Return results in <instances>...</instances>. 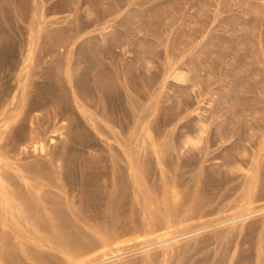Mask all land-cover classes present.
Instances as JSON below:
<instances>
[{
	"label": "rangeland",
	"instance_id": "obj_1",
	"mask_svg": "<svg viewBox=\"0 0 264 264\" xmlns=\"http://www.w3.org/2000/svg\"><path fill=\"white\" fill-rule=\"evenodd\" d=\"M0 173V264H264V0H0Z\"/></svg>",
	"mask_w": 264,
	"mask_h": 264
},
{
	"label": "bare ground",
	"instance_id": "obj_2",
	"mask_svg": "<svg viewBox=\"0 0 264 264\" xmlns=\"http://www.w3.org/2000/svg\"><path fill=\"white\" fill-rule=\"evenodd\" d=\"M30 58V57H29ZM15 99V98H14ZM13 101V100H12ZM24 100H22V105H21V109L24 107ZM80 112L81 113H84V111L83 110H81L80 109ZM21 111L20 112H16L13 116H14V121L16 120V119H18L20 116H21ZM26 113L28 114V111H26ZM26 113H25V115H26ZM29 115V114H28ZM27 115V116H28ZM26 117V116H25ZM24 117V118H25ZM22 119V118H21ZM21 119H19V120H21ZM17 121V120H16ZM22 121V120H21ZM20 121V122H21ZM24 121H26V120H24ZM23 121V122H24ZM36 149V148H35ZM38 151H40V152H43L44 151V148H43V145H40L39 147H38ZM132 165V164H131ZM131 169V173L130 174H134L135 175V177H136V180L138 179V178H140L141 179V175H140V171L138 170V169H136V168H134V167H130ZM140 176V177H139ZM140 179H139V181H138V183L140 182ZM133 180H134V178H133ZM6 181L4 180V178L2 177V175H1V173H0V206H2V208H4V212H6V211H9V210H14L15 208L14 207H16V209L18 210V208L20 209V205L17 207L16 206V201H15V199H17L16 197H15V195L13 196V191H12V193L11 192H9L10 191V189H9V187H7V185H6V183H5ZM134 182H136L135 180H134ZM134 184H136V186H139V185H137V183H134ZM140 184V183H139ZM7 188L9 189V190H7ZM16 203V204H15ZM252 204V202L250 201L249 203H248V205H251ZM18 205V204H17ZM23 208V207H22ZM16 209L14 210V213H15V211H16ZM250 209V208H249ZM253 208H251L250 209V211L252 210ZM2 210V209H1ZM19 211H22V209H20ZM10 212V211H9ZM17 212V211H16ZM256 211H251L249 214H247L246 216H249L250 214H254ZM258 212H260V211H258ZM19 213V212H18ZM22 212H20V214H21ZM245 216V217H246ZM13 217V216H12ZM149 220V219H148ZM147 220V221H148ZM231 220H234V218L233 219H231ZM146 221V220H145ZM146 221V222H147ZM148 223H149V221H148ZM164 226H165V228H168V229H172V227H173V222H172V220L171 219H167L166 221H165V223H164ZM212 226V225H211ZM146 227H148L147 228V230H146V232L148 231V233H152V232H154L156 229H154L153 228V226H151V225H148V226H146ZM208 227V226H207ZM177 228V227H176ZM176 228H174V230L173 231H170V232H168V233H165V234H162L161 236H159L158 237V239H160V242L159 243H161V242H165V241H168V240H174V241H176V239H178L179 238V236H181L180 234H182V233H185V232H182V233H180L179 234V232H181L180 230L181 229H176ZM205 227H203L202 229H204ZM201 229V230H202ZM186 234V233H185ZM189 234V233H188ZM184 235V234H183ZM168 236H170V239H165L164 240V238H166V237H168ZM115 237V236H114ZM117 238V237H116ZM102 240H104V238H102ZM102 240H101V242H102ZM105 241V240H104ZM134 241V240H133ZM108 242V241H107ZM106 242H104V243H102V244H105ZM123 243V242H122ZM108 244H109V242L107 243V245H105L106 247H108ZM120 244V243H119ZM125 245V244H124ZM105 246H103V247H105ZM102 247V246H101ZM103 247H102V249H103ZM105 247V248H106ZM115 247V246H114ZM51 248H53V246L51 247ZM91 248V247H90ZM94 248V247H93ZM93 248H91V249H93ZM109 248H110V246H109ZM113 248V247H112ZM120 248V247H119ZM123 248H127L126 246L125 247H123ZM111 249V248H110ZM114 249V248H113ZM113 249H111V251H109V253L110 254H115L112 250ZM115 249H116V247H115ZM94 250V249H93ZM105 250V249H104ZM107 250V249H106ZM117 250V249H116ZM120 250H121V248H120ZM63 251V250H62ZM80 252V250H77V252ZM82 251V250H81ZM88 251L89 252H91L89 249H88ZM119 251V249L116 251V252H118ZM77 252H75V253H73L75 256L77 255ZM86 250H83V253H85L84 255H86ZM83 253L81 252V254H82V256H83ZM102 253V252H101ZM70 254V253H69ZM81 254L80 255H78L80 258H81ZM88 254V253H87ZM108 255V251H107V253H103L100 257H102V258H104V259H106L105 257ZM119 255V254H118ZM117 254L116 255H113V257H117L118 256ZM75 256H74V259H75ZM78 256H77V258H78ZM65 257V256H64ZM66 257H67V264H74V261L76 260H74L72 257L73 256H71V254L69 255V256H67L66 255ZM83 258H84V256H83ZM82 258V259H83ZM66 260V259H65ZM81 260V259H80ZM79 260V261H80ZM65 262V263H66ZM87 262H90L89 260L87 261ZM86 261L85 262H82V263H78V264H88ZM62 264V263H61Z\"/></svg>",
	"mask_w": 264,
	"mask_h": 264
}]
</instances>
